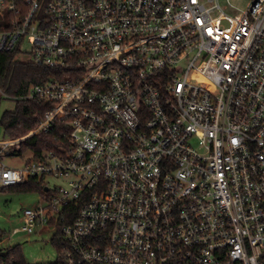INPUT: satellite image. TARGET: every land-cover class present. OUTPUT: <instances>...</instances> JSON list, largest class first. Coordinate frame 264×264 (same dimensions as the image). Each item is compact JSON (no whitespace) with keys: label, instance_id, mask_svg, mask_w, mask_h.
I'll list each match as a JSON object with an SVG mask.
<instances>
[{"label":"built area","instance_id":"obj_1","mask_svg":"<svg viewBox=\"0 0 264 264\" xmlns=\"http://www.w3.org/2000/svg\"><path fill=\"white\" fill-rule=\"evenodd\" d=\"M0 52L56 73L0 141V186L43 191L11 234L51 231L53 264H264V0H0Z\"/></svg>","mask_w":264,"mask_h":264},{"label":"trees","instance_id":"obj_2","mask_svg":"<svg viewBox=\"0 0 264 264\" xmlns=\"http://www.w3.org/2000/svg\"><path fill=\"white\" fill-rule=\"evenodd\" d=\"M54 75L56 73L52 70L16 61L15 53L0 52V106L4 100L14 102L13 110L4 111L0 115V127L3 135L9 140L19 139L35 130L42 122L44 115L52 109L49 103L24 97L30 86L43 83ZM69 122V119L55 120L49 132H40L19 144L18 155L32 153L38 157L41 153L54 149L57 143L62 142V135L69 132ZM1 189L15 193H43L38 179H31L17 186L1 187ZM2 236L3 234L0 233V238ZM52 244L54 245V242ZM0 263L26 264L20 246L15 245L0 251Z\"/></svg>","mask_w":264,"mask_h":264},{"label":"rangeland","instance_id":"obj_3","mask_svg":"<svg viewBox=\"0 0 264 264\" xmlns=\"http://www.w3.org/2000/svg\"><path fill=\"white\" fill-rule=\"evenodd\" d=\"M231 4L238 9H244L248 0H229ZM221 5L225 4V0H220ZM28 56L20 54L16 61L26 62ZM14 109V102L4 100L0 106V115L4 111ZM9 139L3 135L0 127V141H8ZM29 153L20 157H4L3 163L12 168H20L24 165ZM45 182L50 187L66 186L65 180L46 177ZM41 200V196L37 192H10L7 189H1L0 186V251H4L9 247L20 246L22 256L26 264H53L57 260V249L51 243L52 232L44 231L38 234L27 235L25 233L11 234L14 228L21 226L18 216L23 210L35 209ZM2 264V263H0Z\"/></svg>","mask_w":264,"mask_h":264}]
</instances>
